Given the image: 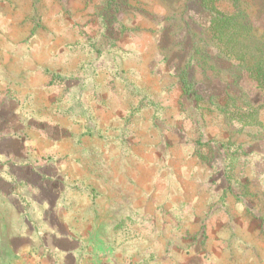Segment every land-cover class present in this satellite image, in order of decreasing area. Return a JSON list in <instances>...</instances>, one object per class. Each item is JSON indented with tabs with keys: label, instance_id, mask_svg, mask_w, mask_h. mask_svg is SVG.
I'll use <instances>...</instances> for the list:
<instances>
[{
	"label": "rangeland",
	"instance_id": "obj_1",
	"mask_svg": "<svg viewBox=\"0 0 264 264\" xmlns=\"http://www.w3.org/2000/svg\"><path fill=\"white\" fill-rule=\"evenodd\" d=\"M256 62L264 0H0L5 113L49 123L34 124L30 166L63 187L16 185V231L32 226L19 213L37 216L33 198L61 194L101 254L136 232L201 233L211 214L225 264H264Z\"/></svg>",
	"mask_w": 264,
	"mask_h": 264
},
{
	"label": "crops",
	"instance_id": "obj_2",
	"mask_svg": "<svg viewBox=\"0 0 264 264\" xmlns=\"http://www.w3.org/2000/svg\"><path fill=\"white\" fill-rule=\"evenodd\" d=\"M8 103L0 95V197L6 200V205L2 204L7 210H0V222L3 217L0 258L2 254L7 256V262L3 263L0 259V264H225L221 255L227 245L219 240L224 238V234L213 230L216 222L211 219V214L196 219V223H207L201 233L159 229L136 232L129 242L122 241L118 246L113 245L114 247L107 244L106 250L101 254L85 243L79 230L68 224L64 202H61L62 196L59 194L40 200L33 198L34 205L39 209L35 214L37 216L28 215L24 208L19 215H25V222L32 226L17 232L14 195L11 217L9 201V192L14 193L16 185L40 191L60 190V193L63 187L58 184L53 187L52 183L60 181L55 179V173L30 166L33 132L46 131L49 123L45 120L32 121L31 118L28 123H22L21 116L14 111L5 113ZM34 124L42 126L34 131L37 128ZM45 158L49 159L50 156ZM48 165L50 163L47 162L44 166ZM26 171L30 173L27 174ZM192 221L191 218L188 220L189 223ZM10 223L11 226L8 225ZM16 256H26L29 262L16 263Z\"/></svg>",
	"mask_w": 264,
	"mask_h": 264
},
{
	"label": "trees",
	"instance_id": "obj_3",
	"mask_svg": "<svg viewBox=\"0 0 264 264\" xmlns=\"http://www.w3.org/2000/svg\"><path fill=\"white\" fill-rule=\"evenodd\" d=\"M259 63H261V64H259ZM252 69H254V71H255L254 74L251 76L252 79L257 82V85L259 88L264 90V62L263 63L262 62L254 63ZM183 78L185 79V80H183V82L186 84V78L185 77H183Z\"/></svg>",
	"mask_w": 264,
	"mask_h": 264
}]
</instances>
